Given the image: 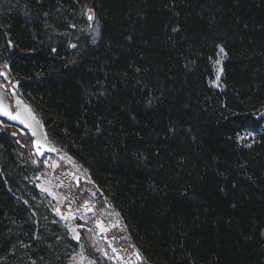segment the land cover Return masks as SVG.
I'll return each instance as SVG.
<instances>
[{
  "label": "trees",
  "instance_id": "obj_1",
  "mask_svg": "<svg viewBox=\"0 0 264 264\" xmlns=\"http://www.w3.org/2000/svg\"><path fill=\"white\" fill-rule=\"evenodd\" d=\"M83 9L99 37L71 47L53 33ZM0 53L146 263L264 264V0H16ZM17 152L1 131L0 264H67L78 244L26 199Z\"/></svg>",
  "mask_w": 264,
  "mask_h": 264
},
{
  "label": "rangeland",
  "instance_id": "obj_2",
  "mask_svg": "<svg viewBox=\"0 0 264 264\" xmlns=\"http://www.w3.org/2000/svg\"><path fill=\"white\" fill-rule=\"evenodd\" d=\"M15 1L0 0V6L7 9L10 6H14ZM82 15L84 22L76 28L67 32L54 31L53 35L61 41H68L71 47H74L80 36L83 35L89 36L93 44L96 43L99 37V22L88 9H83ZM89 15L92 16V19L88 18ZM224 58L225 52L221 54L218 48L216 57L212 62L213 77L209 80V85L217 90L224 88L222 82V63ZM217 59L220 60L219 65L215 64ZM1 70H6L11 74L13 82L9 87L20 92L32 104L29 97L21 93L18 81L12 74L8 61L2 60L0 56ZM0 126L2 131H7L8 134L16 133V136L13 137H15L20 150V152H17L18 160H21L20 162L25 168V173L21 180L23 182L21 190L25 191L23 194H26V199L32 201L35 205L42 201L54 218L65 228L67 235L78 244L77 250L71 254L67 264H125L122 258L125 251H129L132 254L134 263L151 264L146 263L142 259L137 246L128 240L122 218L111 203L107 200L101 203V200L92 198L95 188L87 171L81 164L48 138V144L51 149L55 150L44 153L40 158H37L31 147L32 140L25 131L11 125L8 126L3 121H0ZM251 135L250 133H245L242 137L248 139ZM66 161L76 166L85 177L80 182H74V186L77 194L90 206V210L77 204L74 198L68 196L64 188L58 185L57 182L53 183L58 178L63 179L70 175ZM25 162L28 163V167ZM32 187L36 190L37 196L33 195ZM77 235L79 239H76Z\"/></svg>",
  "mask_w": 264,
  "mask_h": 264
},
{
  "label": "water",
  "instance_id": "obj_3",
  "mask_svg": "<svg viewBox=\"0 0 264 264\" xmlns=\"http://www.w3.org/2000/svg\"><path fill=\"white\" fill-rule=\"evenodd\" d=\"M6 76H0V94L4 97V104L8 106L10 111L19 112L21 118L25 121L21 123L19 120H11L6 116L0 115V121H5L11 126L23 130L31 138V147L34 155L40 158L44 153L51 152V146L47 142V133L43 122L36 111L33 104L29 103L17 90L10 88L12 84L11 74L6 70H1ZM19 101L20 103H18ZM30 110V111H29ZM2 128L0 126V132ZM12 136H16L13 135ZM35 133V135H33Z\"/></svg>",
  "mask_w": 264,
  "mask_h": 264
},
{
  "label": "bare ground",
  "instance_id": "obj_4",
  "mask_svg": "<svg viewBox=\"0 0 264 264\" xmlns=\"http://www.w3.org/2000/svg\"><path fill=\"white\" fill-rule=\"evenodd\" d=\"M66 166H67V170L69 171L70 175L66 178H63V179L58 178L55 180V182L53 181V183L55 184L57 182L58 185H60L62 188H64V190L66 191V194L68 196H71L72 198H74V200L77 202V204H79L80 206H85L86 208L89 209L90 206L88 204H86V201L84 199H82L77 194V192L75 190V186H74V182H80L81 180H83L85 178L84 175L76 166L71 165L67 161H66ZM50 181H51V179H50ZM92 215H93V213H92ZM118 251H120V250H118ZM122 258H123L125 264H136L132 261V254H130L129 251H125L124 255H122Z\"/></svg>",
  "mask_w": 264,
  "mask_h": 264
},
{
  "label": "snow or ice",
  "instance_id": "obj_5",
  "mask_svg": "<svg viewBox=\"0 0 264 264\" xmlns=\"http://www.w3.org/2000/svg\"><path fill=\"white\" fill-rule=\"evenodd\" d=\"M91 10H89L90 12ZM89 19H92V16L89 15L88 17ZM175 31V29H174ZM219 52L221 54H224V48L222 46H219ZM223 58V57H221ZM215 64L216 65H219L220 64V60L217 59L215 61ZM7 74L4 73V72H0V76H6ZM18 103H20L19 101H17ZM30 111V110H29ZM0 115H3V116H6L7 118L11 119V120H19L21 123H24L25 121L21 118L20 116V113L17 111V112H13V111H10L8 106L4 104V97L2 94H0ZM13 135H15V133H13ZM33 135H35V133H33ZM240 139H243V137H241ZM51 150H55V149H51ZM90 210V209H89ZM59 211V210H57ZM103 230V229H102ZM76 239H79V236L77 235L76 236ZM113 251H115V249H113ZM137 256L139 257V254L137 253Z\"/></svg>",
  "mask_w": 264,
  "mask_h": 264
},
{
  "label": "flooded vegetation",
  "instance_id": "obj_6",
  "mask_svg": "<svg viewBox=\"0 0 264 264\" xmlns=\"http://www.w3.org/2000/svg\"><path fill=\"white\" fill-rule=\"evenodd\" d=\"M3 122H5V121H3ZM6 123V122H5ZM6 125H8L9 126V124L8 123H6Z\"/></svg>",
  "mask_w": 264,
  "mask_h": 264
}]
</instances>
